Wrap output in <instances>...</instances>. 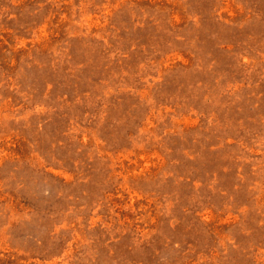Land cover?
<instances>
[{
  "label": "rangeland",
  "instance_id": "374dc122",
  "mask_svg": "<svg viewBox=\"0 0 264 264\" xmlns=\"http://www.w3.org/2000/svg\"><path fill=\"white\" fill-rule=\"evenodd\" d=\"M0 264H264V0H0Z\"/></svg>",
  "mask_w": 264,
  "mask_h": 264
}]
</instances>
